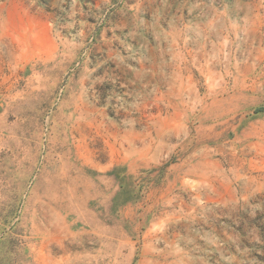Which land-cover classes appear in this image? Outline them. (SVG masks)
I'll return each instance as SVG.
<instances>
[{"label":"rangeland","instance_id":"obj_1","mask_svg":"<svg viewBox=\"0 0 264 264\" xmlns=\"http://www.w3.org/2000/svg\"><path fill=\"white\" fill-rule=\"evenodd\" d=\"M0 264H264V0H0Z\"/></svg>","mask_w":264,"mask_h":264}]
</instances>
